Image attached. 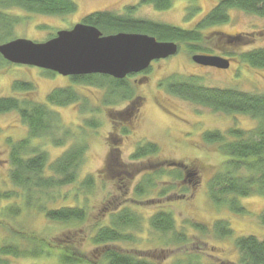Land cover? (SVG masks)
<instances>
[{
  "label": "rangeland",
  "instance_id": "obj_1",
  "mask_svg": "<svg viewBox=\"0 0 264 264\" xmlns=\"http://www.w3.org/2000/svg\"><path fill=\"white\" fill-rule=\"evenodd\" d=\"M71 1L76 4L77 10L65 16L51 17L11 10L10 14L22 18V23L14 29L13 40L21 38L43 43L59 31L70 30L93 13L111 12L120 16L125 14L126 7H137L132 14L137 20L191 30L219 3V0H175L169 10L158 11L152 6H140V0ZM193 12L194 15L187 19ZM229 16L228 23L201 31L204 42L195 45L203 51H194L187 45H181L175 56L167 61H158V64L149 68L148 73L125 79L126 86L132 92L130 97L123 90L112 94V87L108 86L101 88L97 85L73 84L71 77L52 75L36 67L5 65L0 69V97H20L22 94L13 90V83L17 81L32 83L39 103H46L48 95L56 89L71 88L77 93V103L64 108L51 107L58 113L62 129L54 137L46 135L33 140L32 146L38 147L42 153H48L50 161L55 162L70 148L85 145L87 154L79 178L83 180L87 175L95 178L92 190L81 191L80 206L89 213V220L83 227L51 223L35 210L24 211L17 217L25 229L48 242H54L67 233L82 231V234L71 239H75L73 241L77 242L83 253L98 261L99 254H94L90 238L96 234L98 227L108 224L114 210L129 208L142 219V226L131 229L136 242L120 243L117 249L142 252L143 256L157 264H240L237 239L248 236L264 239V226L259 221L264 212V196L253 195L241 199L240 204L247 213L243 216L233 213L227 204L216 205L213 202L209 195V183L223 170V153L219 144L204 141L206 134L215 132L224 137L225 142L235 141L234 131H253L257 122L248 116L214 112L210 108L183 101L170 95L166 89L168 81L195 79L207 88L264 94V68H251L241 59L244 53L264 48V19L239 10H230ZM227 35H241L248 42L235 46L218 44ZM194 55H219L235 61L229 69L217 70L197 65L192 60ZM90 122L95 125L87 126ZM124 129L128 132L123 133ZM118 135L123 138L122 144L114 139ZM26 136L27 128L18 115H0L2 192L16 190L9 177L8 141H21ZM53 138L58 141L62 139L64 146L56 145ZM148 143L159 146L160 157L135 162L133 156L137 147ZM115 148L121 149L120 160L128 165L130 172L121 176L123 178L117 174L112 177L111 173L100 177L99 171ZM178 165L193 169L197 174L194 181H183V175L176 182L172 175H166L148 196L141 199L134 196L133 188L143 182L147 174H156L161 170L167 171V174L172 171L175 173L181 170ZM168 186L174 188L169 190ZM77 188L78 184L59 190L57 201L50 202L49 206L74 205L73 196ZM165 188L169 191L163 193ZM65 195L66 200L63 197ZM18 202L23 204L22 200ZM158 211L172 213L177 233L186 237L184 242L176 243L170 238L172 235L164 237L152 230L149 219ZM220 222L229 226L231 236L223 238L216 233V225ZM5 237L6 233L0 229V241ZM56 263V258L51 257L12 258L9 264Z\"/></svg>",
  "mask_w": 264,
  "mask_h": 264
},
{
  "label": "trees",
  "instance_id": "obj_2",
  "mask_svg": "<svg viewBox=\"0 0 264 264\" xmlns=\"http://www.w3.org/2000/svg\"><path fill=\"white\" fill-rule=\"evenodd\" d=\"M174 1L140 0V6H152L158 11H167ZM11 10L56 17L73 14L77 6L71 0H0V45L12 41L14 29L22 23L20 16L10 14ZM128 10L135 11V9ZM230 10H239L264 19V0H219L207 16L191 30L137 20L133 18V13L119 16L111 12H97L87 16L82 22L97 27L105 35L120 32L147 34L157 38L158 41L174 42L179 46L187 45L191 50L199 52L203 49L196 47L195 44L204 42L201 31L207 27L228 23ZM193 15L194 12L190 13L187 19ZM54 37L55 35L50 39ZM222 39L218 44L235 46L248 42L241 35L236 38L227 35ZM241 59L251 68L263 69L264 48L244 53ZM5 65L11 64L0 55V69ZM51 74L54 75V73ZM71 81L73 84L112 87V94L123 90L129 97L132 95L125 80L118 81L108 76L71 77ZM166 89L170 95L183 101L210 108L214 112L248 116L257 122L253 131H234L235 141L225 142L224 137L222 138L216 132L204 136L205 142L219 144L220 151L223 153V170L218 172L209 183L210 197L216 205L227 204L236 215H246L240 200L253 195L264 196V94L207 88L195 79L175 80L170 83L168 81ZM13 90L22 95L10 98L0 97V115H18L27 128V136L21 141H8L11 166L9 177L16 190L0 191V229L6 233V237L0 241V264H9L12 258L49 259L51 257L56 258V264H157L143 256L142 252H124L117 249L120 243L136 242L131 229L142 226V219L129 208L114 210L108 224L98 227L96 234L90 238L91 245L95 249L94 254H99L98 261L83 253L77 246V242L73 241L75 239H71L72 236L82 234V231L67 233L56 238L54 242H48L35 232L25 229L18 222L17 217L24 211L36 210L51 223L83 227L89 220V213L86 208L80 206L81 191L83 193L92 190L95 186V178L90 175L83 180L79 178L87 154L85 145L70 148L55 162L50 161L48 153H42L38 147L32 146L33 140L46 135L54 137L56 132L62 129L59 126L58 113L51 107L64 108L77 103L79 100L77 93L71 88L56 89L48 95L46 103H39L36 101L37 93L32 83L14 82ZM93 125L95 123H87V126ZM126 132H128L127 129H124L123 133ZM114 139H117L119 144L123 142L120 135ZM52 140L56 145L64 146L62 139L58 141L53 138ZM115 149L110 152L104 167L99 171L100 177L111 173L112 177L117 174L123 178L121 176L130 172L128 165H124L120 160L121 149ZM159 154V146L148 143L137 147L133 160L138 162L157 159L160 157ZM178 166L181 170L175 173L172 171L167 174V171L161 170L156 174H147L148 177L135 189L133 188L134 196L139 199L148 196L166 175H172L176 182L181 180L183 175L185 176L183 181L187 182L189 175H192L194 181L196 173L193 169L185 165ZM76 184L78 188L73 196L74 205L56 208L49 206L50 202L57 201L59 190ZM173 188L172 186L169 190ZM169 190L165 188L163 193ZM63 197L64 200L67 199L66 195ZM20 200L23 204L18 202ZM5 203L7 204L3 206ZM259 221L264 226V212ZM149 225L152 230L164 237L172 235L170 238L176 243L186 240L184 234L177 233L176 221L170 212H156L149 219ZM199 229L201 230V226ZM216 233L224 238L231 236L232 230L226 223L220 222L216 225ZM236 247L239 251L240 264H264V239L254 236L242 237L237 239Z\"/></svg>",
  "mask_w": 264,
  "mask_h": 264
},
{
  "label": "water",
  "instance_id": "obj_3",
  "mask_svg": "<svg viewBox=\"0 0 264 264\" xmlns=\"http://www.w3.org/2000/svg\"><path fill=\"white\" fill-rule=\"evenodd\" d=\"M178 52L174 42L138 33L104 35L97 27L82 23L43 43L20 38L0 45V55L12 65L36 67L63 77L102 75L115 80L143 73L153 62ZM192 60L202 67H230L229 60L218 56L194 55Z\"/></svg>",
  "mask_w": 264,
  "mask_h": 264
},
{
  "label": "flooded vegetation",
  "instance_id": "obj_4",
  "mask_svg": "<svg viewBox=\"0 0 264 264\" xmlns=\"http://www.w3.org/2000/svg\"><path fill=\"white\" fill-rule=\"evenodd\" d=\"M137 7H126L125 8V14L124 15H127V14H129V13H133L134 11H130V10H128V9H136ZM123 15V16H124ZM235 37V36H234ZM236 38V37H235ZM212 56H214V55H212ZM216 56H219V55H216ZM225 59V58H224ZM168 60V59H167ZM167 60H161V61H167ZM226 60H229V62H230V66L234 63V59L233 58H229V59H226ZM159 62L158 61H156V63H154V64H152L151 65V67L153 66V65H155V64H158ZM206 68V67H205ZM214 69H217V68H214ZM218 70V69H217ZM143 73H148V70L147 71H145V72H143ZM190 177H189V182H191L192 181V179H193V176L192 175H189ZM186 182V181H185Z\"/></svg>",
  "mask_w": 264,
  "mask_h": 264
}]
</instances>
